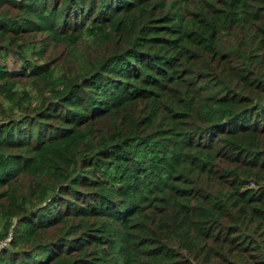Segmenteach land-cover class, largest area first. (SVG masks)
<instances>
[{"label": "trees", "instance_id": "obj_1", "mask_svg": "<svg viewBox=\"0 0 264 264\" xmlns=\"http://www.w3.org/2000/svg\"><path fill=\"white\" fill-rule=\"evenodd\" d=\"M9 236L0 264H264V0H0Z\"/></svg>", "mask_w": 264, "mask_h": 264}, {"label": "rangeland", "instance_id": "obj_2", "mask_svg": "<svg viewBox=\"0 0 264 264\" xmlns=\"http://www.w3.org/2000/svg\"><path fill=\"white\" fill-rule=\"evenodd\" d=\"M4 63L9 69H17L19 68V64H20L17 59L11 56H8Z\"/></svg>", "mask_w": 264, "mask_h": 264}, {"label": "built area", "instance_id": "obj_3", "mask_svg": "<svg viewBox=\"0 0 264 264\" xmlns=\"http://www.w3.org/2000/svg\"><path fill=\"white\" fill-rule=\"evenodd\" d=\"M10 237H11V236L4 238V239L0 242V247H1V246H6V245L9 243Z\"/></svg>", "mask_w": 264, "mask_h": 264}]
</instances>
